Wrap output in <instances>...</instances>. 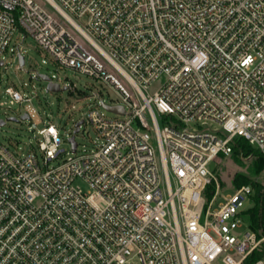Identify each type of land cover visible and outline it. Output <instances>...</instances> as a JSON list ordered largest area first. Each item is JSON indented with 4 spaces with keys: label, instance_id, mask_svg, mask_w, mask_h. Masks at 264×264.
Masks as SVG:
<instances>
[{
    "label": "built area",
    "instance_id": "built-area-1",
    "mask_svg": "<svg viewBox=\"0 0 264 264\" xmlns=\"http://www.w3.org/2000/svg\"><path fill=\"white\" fill-rule=\"evenodd\" d=\"M45 1L61 19L0 0V61L29 35L125 112L89 111L90 150L76 141L85 121L65 137L31 123L37 150L22 155L0 141V264H264L248 262L263 241L253 185L221 201L209 190L210 164L237 138L264 153V0Z\"/></svg>",
    "mask_w": 264,
    "mask_h": 264
},
{
    "label": "rangeland",
    "instance_id": "rangeland-1",
    "mask_svg": "<svg viewBox=\"0 0 264 264\" xmlns=\"http://www.w3.org/2000/svg\"><path fill=\"white\" fill-rule=\"evenodd\" d=\"M43 4L53 15H60L45 0H37ZM65 25H67L64 22ZM23 33L17 32L13 37L10 47L19 45V49L25 58L21 67L18 60V51H8L4 54L5 63L0 65V119L6 120L5 125L0 126V141L7 145L18 155L27 153L29 150H37L36 130L31 129V123L38 128L47 124H54L64 137L66 133L73 132L74 124L84 119L80 132L76 133V141L79 150H90L94 143H100L97 132L88 121V113L91 109H97L106 117L120 118L104 105L118 101L114 90L85 74L71 68L57 65L37 44L28 36L23 38ZM44 74L53 77L59 83L61 90L58 92L47 91V82L38 77ZM17 89L23 97L30 101L17 102L6 92V88ZM66 87V88H65ZM24 113L30 115L29 119L23 120L20 116ZM8 117H16L17 120H8ZM153 144L157 147L155 139ZM67 151L70 149L68 142L62 145ZM71 153L64 154V158ZM254 155L231 154L219 156L211 164L213 171V185H220L221 201L224 195L232 192L233 178L236 172H243L257 182L264 185L263 172L252 175L250 169L253 166ZM57 164V163H54ZM247 207L253 205V200L246 201ZM260 249L264 251V236ZM264 258V257H263Z\"/></svg>",
    "mask_w": 264,
    "mask_h": 264
},
{
    "label": "trees",
    "instance_id": "trees-1",
    "mask_svg": "<svg viewBox=\"0 0 264 264\" xmlns=\"http://www.w3.org/2000/svg\"><path fill=\"white\" fill-rule=\"evenodd\" d=\"M233 154L254 155L253 166L250 169L252 175L260 172V170L264 168V153L249 145V143L242 137L235 140ZM232 182L234 187H239L240 185L247 183L253 185V206L248 210L250 215V227L257 233L259 238H262L264 236V185L261 182L252 180L248 174L243 172H236ZM214 187L215 186L212 183L209 186V190H213ZM263 257L264 251L259 247L252 253L248 262H254Z\"/></svg>",
    "mask_w": 264,
    "mask_h": 264
},
{
    "label": "water",
    "instance_id": "water-1",
    "mask_svg": "<svg viewBox=\"0 0 264 264\" xmlns=\"http://www.w3.org/2000/svg\"><path fill=\"white\" fill-rule=\"evenodd\" d=\"M18 60H19L20 66L22 67L24 65V63H25V58H24V56H23L22 53H19ZM0 65H3V61H0ZM38 77H40L41 79H43L44 81L47 82V87H46V90L47 91L58 92V91L61 90L60 84L57 83V82H54L51 79L50 76L44 75V74H40V75H38ZM104 106L106 108H108L109 110L114 111V112H119V113H124L125 112L124 111V107L123 106H120V105L119 106H113V105L105 104ZM20 118L23 119V120H26V119H29L30 118V115L28 113H24V114H22L20 116ZM8 120H17V118L16 117H8ZM83 122H84L83 119H81V120H79V121L76 122V124H75V132H78L79 131V126ZM5 123H6V120L0 119V126L5 125ZM69 140L71 141V143L73 145V148L75 149L76 148V145H77V143L75 141V137L72 136V137H70Z\"/></svg>",
    "mask_w": 264,
    "mask_h": 264
}]
</instances>
